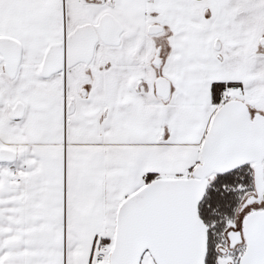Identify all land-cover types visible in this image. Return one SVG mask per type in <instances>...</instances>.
Instances as JSON below:
<instances>
[{"label": "snow or ice", "instance_id": "6c2138e0", "mask_svg": "<svg viewBox=\"0 0 264 264\" xmlns=\"http://www.w3.org/2000/svg\"><path fill=\"white\" fill-rule=\"evenodd\" d=\"M0 264H264V0H0Z\"/></svg>", "mask_w": 264, "mask_h": 264}]
</instances>
